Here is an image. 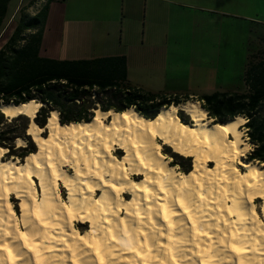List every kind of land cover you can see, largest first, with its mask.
<instances>
[{
	"label": "bare ground",
	"instance_id": "1",
	"mask_svg": "<svg viewBox=\"0 0 264 264\" xmlns=\"http://www.w3.org/2000/svg\"><path fill=\"white\" fill-rule=\"evenodd\" d=\"M39 107H3L30 118L37 150L19 160L0 146V264H264V166L242 158V115L214 122L187 100L154 118L95 109L60 123L53 110L41 128Z\"/></svg>",
	"mask_w": 264,
	"mask_h": 264
},
{
	"label": "crops",
	"instance_id": "2",
	"mask_svg": "<svg viewBox=\"0 0 264 264\" xmlns=\"http://www.w3.org/2000/svg\"><path fill=\"white\" fill-rule=\"evenodd\" d=\"M11 1L4 25L6 21L14 24L0 30V48L16 24L11 20L13 14L8 17ZM23 8L31 14L36 12L23 0L14 12L18 14ZM240 21L264 26V0L52 1L39 53L60 60L121 55L126 59L131 84L165 96L196 98L194 90L207 89L190 86V76H203L200 61L232 59L244 48V39L223 34L226 25L235 32V23ZM216 72H207V76ZM211 82L217 90H233L225 86L226 80L217 81L216 75ZM174 91L188 93L169 94Z\"/></svg>",
	"mask_w": 264,
	"mask_h": 264
},
{
	"label": "trees",
	"instance_id": "3",
	"mask_svg": "<svg viewBox=\"0 0 264 264\" xmlns=\"http://www.w3.org/2000/svg\"><path fill=\"white\" fill-rule=\"evenodd\" d=\"M35 1L31 0L28 6ZM52 1L64 0H44L34 14L27 8L18 12L16 24L0 48V103L19 104L30 100L41 103L32 121L44 128L53 110L58 112L60 123L89 121L95 109L122 112L133 108L146 118H154L161 107L191 98L165 96L131 84L126 59L121 55L64 60L41 56V37L48 4ZM9 2L0 0V30L5 24ZM251 32L242 74L244 90H215L197 95L196 100L214 122L222 123L242 115L246 119L242 125L252 144L246 160L264 166V50L260 55L253 53L251 37L258 32ZM258 38L264 42V34ZM178 116L183 122L187 121L182 111ZM30 122L24 114L10 117L0 111V146L7 149L4 158L22 160L37 150L26 133ZM17 138L22 139L24 145L16 147ZM172 156H179L176 164L181 170L191 169L189 157L176 153Z\"/></svg>",
	"mask_w": 264,
	"mask_h": 264
},
{
	"label": "rangeland",
	"instance_id": "4",
	"mask_svg": "<svg viewBox=\"0 0 264 264\" xmlns=\"http://www.w3.org/2000/svg\"><path fill=\"white\" fill-rule=\"evenodd\" d=\"M20 0H12L9 6V13H8V17L12 15L11 20L17 21L18 19V14L14 12L15 7L17 6L18 2ZM22 1V0H21ZM24 3H28L31 0H23ZM36 3V1H35ZM44 2L40 3L39 8L42 6ZM34 10L37 9V7L35 6V4L32 5ZM21 10V9H20ZM19 10V11H20ZM18 11V12H19ZM14 12V13H13ZM241 23V24H238ZM14 24L13 21H6V25H4L5 30L10 26H12ZM253 25H256V23H253ZM253 25H249V24H245V22H237L235 23L234 29L235 32L233 31V28L229 25H226L223 29V34L225 35L226 38H230L231 36L238 38V39H244V48L241 50L240 54L235 53V55L232 56V59H228V60H221V61H216V59H206L203 61H200L202 63V73L203 76L200 79H196L190 76V82H192V84H190V86H192V88H196L194 86L196 85H202V86H207L206 91H200V90H194L193 93L196 95H200L202 93H210L214 90H217L219 88L214 87L215 84H213L211 81L212 79L215 77L216 75V80L220 82H222V80H226L225 86H229L228 88H231L233 90H237V91H242L244 90V86H243V81H242V74H243V69H244V65L246 63L247 60V53H246V49H245V45L247 44V39L248 37L250 38L251 34H252V30H255L258 32L257 35H254L251 37V41L253 43L252 48H253V53L260 55V51L264 50V42L262 40H260V38H258V36L260 34H264V26H261V28L253 26ZM261 30V31H258ZM260 33V34H259ZM217 71L216 74L213 77H209L207 76V72H210L209 74L214 73V71ZM179 82H181L180 80H177ZM191 92V91H190ZM187 94L188 92L186 91H174V92H169V94ZM189 100H196V98H190ZM198 101V100H197ZM201 104V103H200ZM180 111V110H179ZM178 111V112H179ZM183 112V111H182ZM184 115H186L183 112ZM187 118V122H190L189 117L186 115ZM245 119V118H244ZM241 130H242V126H241ZM243 132V131H242ZM47 131L46 129L43 130V135H46ZM242 137H243V133H242ZM248 146L249 149L246 151L245 156L242 157L243 159L246 160V155L247 153L251 150L252 145L250 143L249 140H246L245 138H243ZM24 145V143L22 144ZM15 146H20L15 142ZM165 149V150H164ZM163 153H165L167 156H170L172 159V164L175 163V165L177 166V169L181 170L180 166L178 164H176L177 161H179V156H172V154H175V152H173L170 148H164L162 149ZM115 155H120V152L114 151ZM176 155H178L176 153ZM21 160V159H19ZM186 163V161H185ZM190 164H192L191 158H190ZM242 170V169H241ZM72 172V170H70ZM36 184L38 183V181L35 179ZM37 189L40 191L38 184H37ZM58 191L61 195L62 199L66 198V190L60 186H58ZM13 205L15 207V210L19 216L20 214V210H19V200L18 199H12ZM261 204V201H256V205H257V210L260 212V209L258 208V205ZM262 217V214H261ZM77 227H79L77 225Z\"/></svg>",
	"mask_w": 264,
	"mask_h": 264
},
{
	"label": "built area",
	"instance_id": "5",
	"mask_svg": "<svg viewBox=\"0 0 264 264\" xmlns=\"http://www.w3.org/2000/svg\"><path fill=\"white\" fill-rule=\"evenodd\" d=\"M42 2H44V0H36L35 6L37 7V9L35 11H37L39 9L40 3H42ZM245 122H246V119H245ZM246 130L247 129L242 125L243 138H245L246 140H248V136H247Z\"/></svg>",
	"mask_w": 264,
	"mask_h": 264
},
{
	"label": "water",
	"instance_id": "6",
	"mask_svg": "<svg viewBox=\"0 0 264 264\" xmlns=\"http://www.w3.org/2000/svg\"><path fill=\"white\" fill-rule=\"evenodd\" d=\"M29 102V101H28ZM24 103H27V102H23V103H19V104H24ZM9 104H13V105H19V104H14V103H0V111L3 112V107L9 105ZM40 106H41V103H40ZM4 113V112H3ZM5 114V113H4ZM6 115V114H5ZM7 116V115H6ZM11 116V115H10Z\"/></svg>",
	"mask_w": 264,
	"mask_h": 264
}]
</instances>
